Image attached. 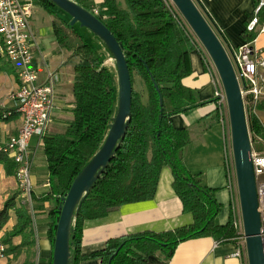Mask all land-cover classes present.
Listing matches in <instances>:
<instances>
[{
  "label": "trees",
  "instance_id": "trees-1",
  "mask_svg": "<svg viewBox=\"0 0 264 264\" xmlns=\"http://www.w3.org/2000/svg\"><path fill=\"white\" fill-rule=\"evenodd\" d=\"M32 1L51 14L59 47L75 52L80 58L74 67L72 119L60 131L46 133L43 137L50 179L49 190L39 200L53 202L49 208L53 218L49 228L53 246L58 205L76 175L101 146L113 121L117 93L112 75L102 65L103 59L70 24L71 18L65 20L54 10L59 8L50 0ZM73 1L81 5L80 0ZM193 1L224 45L222 34L205 9L198 0ZM124 2L125 8H122L116 0H103L96 16L122 45L132 84L130 120L107 167L82 198L79 211L72 219L69 264H78L86 257L98 258L100 264H146L147 257L157 251L163 254L161 264H165L177 244L187 239L210 235L218 240H229L238 236L231 215L226 224L215 221L220 205L213 190L201 185L183 163L182 153L189 142V132L171 123V116L201 104L182 80L191 73L190 52L197 50L204 56L205 51L192 41L188 29L174 18L164 0ZM260 18L263 23L264 13ZM243 34L247 40H252L257 33ZM0 70L14 71L10 62L1 58ZM134 73L145 83L146 102L133 89ZM248 129L253 137L264 135V128L253 113L248 115ZM0 163L9 174L16 168L14 161L1 151ZM163 166L170 168L173 189L183 210L192 214V223L163 232L144 231L110 238L101 250L82 255L80 241L84 221L102 218L127 203L151 199ZM18 194L9 196L0 209V231L11 209H15L16 215V223L5 232L2 241L8 244L6 253L18 254L25 250L23 264H35L30 261L34 245L32 213L27 206L16 204ZM15 236L21 237L18 245L11 244ZM47 264H52V257Z\"/></svg>",
  "mask_w": 264,
  "mask_h": 264
},
{
  "label": "crops",
  "instance_id": "crops-1",
  "mask_svg": "<svg viewBox=\"0 0 264 264\" xmlns=\"http://www.w3.org/2000/svg\"><path fill=\"white\" fill-rule=\"evenodd\" d=\"M102 1L80 0V4L88 6L91 10L93 8L100 10ZM257 1L198 0L210 20L222 34L224 47L227 50L236 48L247 41L243 32L246 33L245 25L252 17ZM116 2L120 7L125 8L124 0H116ZM57 10L55 11L57 12ZM59 14L64 18L62 13ZM30 21L38 42V49L34 53L38 82L45 83L48 79V73L55 77V103L60 104L59 110L68 108L69 119L67 121H69L72 119L70 110L73 99L74 67L79 60L70 56L69 51L59 47L53 33L52 16L45 9L33 3ZM254 44L261 48L264 55V31L256 34ZM189 58L191 73L182 80V83L194 91L197 102L201 104L171 116V123L176 128L188 130L189 142L183 149V163L187 170L196 175L201 185L213 190L214 197L220 205L215 221L223 225L229 220L234 200L224 158V127L217 118L213 98L214 85L203 63L202 55L197 50H193L190 52ZM17 87L18 79L15 70L10 73L0 70V144H4L11 137H14L21 126V118L14 112V102L10 98L11 92ZM6 111H12V114L4 118L1 117V114ZM247 113L255 114V109L254 112L246 111L245 114ZM52 117L54 120L59 116L53 114ZM260 122L263 123L264 121L260 120ZM53 123L58 122L50 123L46 133L51 132L50 127ZM37 142L38 138L33 136L29 143L30 150L34 152L31 175L33 182L32 198L35 206L31 225L34 245L31 250L30 261L35 264H47L52 257L53 247L49 236V228L53 220L49 214V208L53 202L44 201L42 203L39 200L49 190L50 177L43 145L37 146ZM172 182L173 176L170 168L163 166L155 194L151 199L127 203L102 218L84 221L80 253L88 256L97 252L104 247L110 238L144 231L163 232L192 223L193 216L190 212L183 210ZM16 192H18V184L15 170L9 174L6 172L5 166L0 163V209L6 199ZM18 202L17 198V205ZM15 223V209H11L9 218L0 231L1 240H3L5 232L11 230ZM20 241L21 237L15 236L11 244L18 245ZM239 250L241 254L236 255ZM155 255L163 261L164 256L160 251H157ZM25 258L24 250L18 254L5 253V256L0 259V264H23ZM246 259L244 250L236 238L218 240L213 236L204 235L177 244L170 258L164 263L246 264ZM78 264H100V261L98 258L86 257L81 259Z\"/></svg>",
  "mask_w": 264,
  "mask_h": 264
},
{
  "label": "built area",
  "instance_id": "built-area-1",
  "mask_svg": "<svg viewBox=\"0 0 264 264\" xmlns=\"http://www.w3.org/2000/svg\"><path fill=\"white\" fill-rule=\"evenodd\" d=\"M164 2L181 26L188 29L192 41L202 46L174 3L171 0H164ZM92 10L94 15L99 13L97 8ZM263 12L264 0H258L252 17L245 25L246 33L264 31V22L262 23L260 18ZM31 16L32 3L30 0H0V58L9 61L14 67L18 87L11 92L10 98L14 102V112L21 118V126L17 134L4 144H0V151L10 157L16 165L15 177L18 184L19 204L27 206L33 214L31 172L34 152L30 150L29 143L31 137L36 136L38 138L37 146L43 145V137L51 123L56 95L54 90L55 77L51 73H48V79L45 83L38 82L37 69L34 63V53L38 49V42L31 26ZM254 42L255 37L236 48L226 49L240 86L245 113L246 111L254 112L258 102L264 100V55L261 48L257 47ZM202 57L214 85L215 105L219 109L221 106L225 107L226 97L215 66L206 51ZM10 114L12 111H6L1 114V117H7ZM223 149L229 185L233 188L236 179L235 171H233L232 150L229 148V142H226L225 137ZM251 160L264 252V151H256L252 143ZM231 217L233 227L238 234L242 235V220L237 196L231 206ZM244 243L242 249L246 255ZM6 249L7 245L0 238V259L5 256ZM240 254V250L236 252V255Z\"/></svg>",
  "mask_w": 264,
  "mask_h": 264
},
{
  "label": "water",
  "instance_id": "water-1",
  "mask_svg": "<svg viewBox=\"0 0 264 264\" xmlns=\"http://www.w3.org/2000/svg\"><path fill=\"white\" fill-rule=\"evenodd\" d=\"M71 18L96 35L111 53L117 71V106L99 149L76 175L57 208L53 227L52 264H69V235L72 219L82 198L107 167L115 148L123 139L130 120L132 84L122 50L110 29L90 10L73 0H50ZM213 62L222 84L229 119L230 143L240 206L247 264H264L261 221L257 210L255 178L251 160V142L240 86L226 48L193 0H171ZM162 103L160 98V104ZM146 264H161L151 254Z\"/></svg>",
  "mask_w": 264,
  "mask_h": 264
},
{
  "label": "rangeland",
  "instance_id": "rangeland-1",
  "mask_svg": "<svg viewBox=\"0 0 264 264\" xmlns=\"http://www.w3.org/2000/svg\"><path fill=\"white\" fill-rule=\"evenodd\" d=\"M31 1L32 0H30V2ZM31 3L33 4V1ZM84 7H86L89 10H91L88 6H84ZM54 10H57V9H54ZM57 12L62 13L65 20H69L70 17L68 16V14L63 12L61 9L57 10ZM74 26H75L76 30H78L79 34L82 35V37L85 39V41L87 43H89L99 53V55L103 59L102 65L112 75V79H113V82H114L115 90H116V93H117V88H118V85H117V71H116L115 62H114V59H113L111 53L106 48V46L100 41V39L96 35H94L92 32H90L88 29H86L84 27H81L78 23H75ZM69 52H70L69 53L70 56H74V57H76V60H80L79 56L75 52H72V51H69ZM133 89L136 92L139 93V95H140V97H141L143 102L147 101V89H146L145 83H144L143 79L141 78V76L138 75L137 73L133 74ZM116 95L117 94H115V96ZM59 105L60 104L58 102L55 103V106H54V109H53V114L55 116H59V117H57L54 120H53L54 117H52L51 123L55 122V121L58 122V123H53L51 125V127H50V131L51 132L60 131L62 126L65 125V123L69 119L68 108H64V109L59 110ZM116 106H117V102L115 100V105L113 107L114 115H115V112H116ZM216 111H217L216 114H217L218 121H219V123H222V125L224 127V134H225L226 142H229V148H231V146H230L229 119H228L227 107L226 106L225 107L221 106V108L220 109L217 108ZM248 115L249 114L247 113L246 114L247 126H248ZM255 116H257V118L259 120L264 121V100H261L257 104V106L255 107ZM261 124H262V126L264 128V122L263 123L261 122ZM248 131H249V129H248ZM249 137H250V142L252 143V145H253V147L255 148L256 151H264V135L263 136H255V137H253V136H251L250 131H249ZM233 171H234V167H233ZM232 189H233V199H236V196H237V199H238L236 183H235V187L233 186ZM236 240L242 246V244L244 243L243 233H242V235L238 234ZM245 262L247 264V259L245 260Z\"/></svg>",
  "mask_w": 264,
  "mask_h": 264
}]
</instances>
